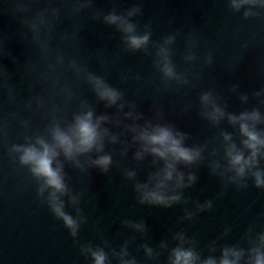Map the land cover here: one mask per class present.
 Here are the masks:
<instances>
[{"label":"water","instance_id":"95a60500","mask_svg":"<svg viewBox=\"0 0 264 264\" xmlns=\"http://www.w3.org/2000/svg\"><path fill=\"white\" fill-rule=\"evenodd\" d=\"M137 2L141 4L143 16L133 20L139 21L141 32L144 24L151 23L153 41H162L165 36L174 35L177 31L181 33L172 46V59L178 72L199 74V79H193L191 85L177 87L173 83L165 90L160 74L153 67L154 49L150 47L153 56H145L143 52H126L121 33L104 24L102 19L91 18L94 10L106 14L115 7L118 13H122ZM50 4L61 9V15L51 33L52 51L48 59L38 45L37 90L45 101L42 112L51 116L50 109L55 104L63 109L56 114L70 119L79 103L87 101L97 115L117 114L115 108H106L104 103L99 102L91 86L84 80H78L67 68L68 61L76 59L89 71L103 76L108 83L123 91L126 99L135 102L146 118H155L150 107L158 103L164 112L163 122L172 123L190 135L188 145L214 143H209V151L204 153L208 159L191 168L198 181L183 192L188 203L171 208L138 203L134 184L145 182L149 172L155 171L157 166L152 164V157L138 164L134 159L135 146L129 149L126 156L119 155L120 144L106 146V151L113 153L114 160L107 175L95 168L82 173L66 166L73 191L83 193L80 207L87 223L81 225L74 239L63 222L56 219L43 202L49 264H92L91 258L81 253L80 245L91 243L105 247V241L109 245L105 251L111 264H118L111 255V249L119 251L125 241H129L128 251L131 257L136 258L137 264H168V255L178 243L173 240L177 232H184L188 238L198 242L196 250L202 258L209 255L219 257V249L225 245H239L247 249L249 244L245 233L250 228L253 235L264 231V190L256 188L252 179L247 180V188L238 189L233 184L226 185L220 176L211 174L208 167L211 160L219 158L223 163L220 132L232 133L237 144L240 138L237 130L226 120L219 127H214L199 115V95L212 91L224 98L222 103L227 104L228 111L237 114L253 107H259L264 113V106L253 96L254 92L264 87V10L254 9L261 15L245 19V9L239 13L231 11L228 0H93V10L85 9L75 14L72 4L65 0H39L40 9ZM188 34L197 42L194 51L198 59L191 65L183 59L187 54ZM47 38L41 29V40ZM57 52L64 55L65 61L64 66H57L55 75L59 76V83L69 85L74 94L67 104L55 94L57 88L51 78L53 73L48 68L49 62H55ZM208 54L213 59L210 66L204 63ZM137 74L140 80L134 79ZM124 76L128 78L126 83L122 80ZM234 84L239 85L235 93L230 91ZM241 94L249 96L247 104L241 103ZM47 122L38 112V130L42 131ZM105 126L115 134L124 132L123 128ZM121 140L131 143V134L121 135ZM213 147L218 150L216 157L209 155ZM261 167H264V161H261ZM127 169L137 171L136 180H128L124 176ZM206 200L213 201L212 209L196 212V202L203 204ZM185 208L196 212L193 220L183 219ZM65 210L76 215L70 205ZM124 220H144L147 232L141 234L125 227L122 224ZM226 228L230 231L225 235ZM162 241L168 243L167 249H160ZM213 241L217 251L211 253L209 246ZM143 244L160 252V256L156 260L148 259L141 247Z\"/></svg>","mask_w":264,"mask_h":264},{"label":"clouds","instance_id":"9594fccd","mask_svg":"<svg viewBox=\"0 0 264 264\" xmlns=\"http://www.w3.org/2000/svg\"><path fill=\"white\" fill-rule=\"evenodd\" d=\"M65 2L72 4V11L75 14L85 9L93 10V0H65ZM14 3L17 12L31 13V6L39 3V0H27V3L25 0H14ZM228 7L236 13L245 9L243 17L248 19L261 15L260 11H254V9L264 10V0H228ZM60 15L61 9L52 7L50 4L49 7L38 8L34 18H27L28 26L33 31V39L45 54V59H48L51 54V33ZM137 16H143L139 2L122 13H118L115 7L106 14L94 10L91 18L97 21L102 19L104 24L114 27L121 33L126 52H143L145 56H153L150 47L154 49L153 67L160 74L165 90L173 83L180 87L191 85L193 79H199L198 73L178 72L173 62L172 46L181 33L177 31L174 35L165 36L162 41H153L151 23L144 24L141 32L139 21L133 20ZM41 29L48 37L45 40H41ZM186 40L187 54L183 59L191 65L198 59L194 51L197 42L191 34H188ZM64 61V55L57 52L55 62H49L48 68L53 73L51 78L57 88L55 94L67 104L73 99L74 94L71 87L67 84L61 85L59 76L55 75L57 66H64ZM204 63L208 66L212 65L211 54L204 58ZM67 68L78 80H84L91 86L99 102L104 103L106 108H115L117 114L97 115L87 101H81L78 108L72 111L70 119L57 115L56 113L63 109L55 104L50 109L53 114L49 116L48 112L41 111L45 108L43 98L39 95L32 97L35 103L33 111L40 112L41 118L48 122L42 131L38 130L33 135H25L24 143L13 144L9 152L15 154L22 167L28 169L37 184V196L48 205L54 217L63 222L74 239L78 236L81 225L87 223V218L80 207L83 193L73 191L69 183L71 177L65 168L71 166L82 173L95 168L107 175L114 164L113 153L106 151V146L109 144L121 145L120 156H126L129 149L135 146L134 159L138 164L147 157H152V164L157 166L155 171L149 172L145 182L137 181L133 186L138 194L139 204L163 208H171L181 203L187 204L188 201L185 200L183 192L185 189L192 188L198 181V176L191 171V168L203 164L208 159L204 153L209 151V143L214 141L188 145L190 135L172 123L163 122L164 112L158 103L150 107V111L155 113V118L148 119L138 110L135 102L126 99L125 93L108 83L103 76L89 71L76 59L69 60ZM127 79L126 76L122 77L125 83ZM134 79L140 80L141 77L137 74ZM238 88L239 85L234 84L230 91L235 93ZM12 94V89H9L10 97ZM253 96L264 106V87L254 92ZM239 99L242 104L249 102L247 94H241ZM223 100V97L214 95L212 91H205L199 95V115L214 127H219L221 122L226 120L237 130L240 138L237 144L232 133L220 132L223 163L219 158L211 160L208 163L211 174L220 176L226 185L233 184L238 189L247 188V180L252 179L256 188L264 190V167H261V161H264V127H261L264 126V113L259 107H253L251 110L244 109L239 114L230 112L227 110V104L222 103ZM28 107L32 108V102L28 104ZM125 121H131V123H125ZM22 123L27 127L28 121H22ZM105 125L123 128L124 132L115 134ZM127 134H131V143L121 140V135ZM217 154L218 150L215 147L209 152V155L213 157ZM123 174L128 180H136V170L127 169ZM68 205L75 211V216L65 210ZM212 207V200H206L203 204L196 202V212L210 210ZM184 211L183 219H194L196 212L187 208ZM122 224L141 234L147 232V224L144 220L138 222L124 220ZM228 231L230 229L226 228L225 235ZM245 238L249 244L247 249L239 245H225L219 249L221 253L219 257L209 255L202 258L196 250L198 242L188 238L184 232H177L173 240L178 243L168 255V264H264V231L253 235V229L250 228L245 233ZM104 244L105 247H109L107 241ZM215 244L216 242L213 241L209 246L211 253L217 251ZM128 246L129 241H125L119 251L115 248L111 249V255L118 264H137L136 258L131 257ZM105 247L87 243L81 244L80 250L86 257L91 258L92 264H111ZM141 247L148 259L156 260L160 256V252L147 244ZM159 247L162 250L167 249L168 243L162 241Z\"/></svg>","mask_w":264,"mask_h":264}]
</instances>
